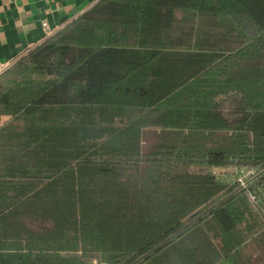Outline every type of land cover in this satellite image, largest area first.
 Listing matches in <instances>:
<instances>
[{
  "label": "trees",
  "instance_id": "1",
  "mask_svg": "<svg viewBox=\"0 0 264 264\" xmlns=\"http://www.w3.org/2000/svg\"><path fill=\"white\" fill-rule=\"evenodd\" d=\"M94 260L264 264V0H100L0 76V264Z\"/></svg>",
  "mask_w": 264,
  "mask_h": 264
},
{
  "label": "crops",
  "instance_id": "2",
  "mask_svg": "<svg viewBox=\"0 0 264 264\" xmlns=\"http://www.w3.org/2000/svg\"><path fill=\"white\" fill-rule=\"evenodd\" d=\"M99 1L0 0V60L15 63Z\"/></svg>",
  "mask_w": 264,
  "mask_h": 264
},
{
  "label": "rangeland",
  "instance_id": "3",
  "mask_svg": "<svg viewBox=\"0 0 264 264\" xmlns=\"http://www.w3.org/2000/svg\"><path fill=\"white\" fill-rule=\"evenodd\" d=\"M176 134H165L160 130H148L143 138V150L145 153L149 152L152 146L171 143L174 141ZM242 169L238 170L233 167L229 168H215L214 172L218 175V179L221 182H230L238 178H248L247 172L242 174Z\"/></svg>",
  "mask_w": 264,
  "mask_h": 264
},
{
  "label": "built area",
  "instance_id": "4",
  "mask_svg": "<svg viewBox=\"0 0 264 264\" xmlns=\"http://www.w3.org/2000/svg\"><path fill=\"white\" fill-rule=\"evenodd\" d=\"M43 26L48 30V33L51 34V31L48 28V24L47 23H44ZM13 64L14 63H12V62L1 61L0 60V76L2 74H4ZM241 172H242V174L245 173V172H247V174H248L249 177L255 174V171L254 170H249V169H242ZM248 178L246 177V178H240L239 179V182L242 184V186L247 187V185H248L247 179ZM89 264H106V263H104L102 261H99V260H94L93 262H91Z\"/></svg>",
  "mask_w": 264,
  "mask_h": 264
}]
</instances>
